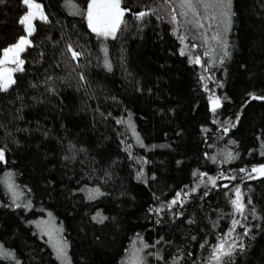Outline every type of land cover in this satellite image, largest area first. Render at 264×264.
Segmentation results:
<instances>
[{
	"label": "trees",
	"instance_id": "obj_1",
	"mask_svg": "<svg viewBox=\"0 0 264 264\" xmlns=\"http://www.w3.org/2000/svg\"><path fill=\"white\" fill-rule=\"evenodd\" d=\"M38 2L50 23L35 21L25 71L0 92V244L20 264H61L37 227L50 217L71 264H124L133 241L142 247L138 234L155 245L140 253L146 264H209L235 220L230 264H264V176L251 172L264 165V100L249 95H264V0H233L227 32L218 9H201L198 29L178 0H125L127 27L106 41L66 0ZM141 11L149 15L139 20ZM26 12L22 0L0 3V49L26 35ZM228 152L236 158L226 162ZM94 188L104 195L90 200Z\"/></svg>",
	"mask_w": 264,
	"mask_h": 264
},
{
	"label": "snow or ice",
	"instance_id": "obj_2",
	"mask_svg": "<svg viewBox=\"0 0 264 264\" xmlns=\"http://www.w3.org/2000/svg\"><path fill=\"white\" fill-rule=\"evenodd\" d=\"M168 3H176L177 0H166ZM0 3H4V0H0ZM22 3L27 7V12L19 19V23L24 26V31L26 35H21L17 41L3 49H0V92L7 93L10 89H12L16 84L17 80L15 78L16 73H22L25 71L23 67L26 63V60L22 58V54L27 51L29 47L33 46V42L30 39L31 36L36 32L35 21H40L43 23H50L48 15L45 13L43 4L39 3L38 0H22ZM232 3L233 0H178L177 7L182 9L179 13L180 16L187 17L189 13H191L192 19L186 21V23L193 25V27L198 29H203L205 27L204 23L201 22V9L204 10L205 13L208 12L209 9L219 10V15L221 17L220 23L224 25V30L227 32L230 30L232 24V17L234 15L232 11ZM66 4L71 6L75 11L72 13L74 15H83L87 21L88 28L91 32L95 33L96 36L102 40L116 39L117 34L121 31L122 26L124 28L127 27V22L125 20L126 13L130 12V9L126 6L125 0H87V6L84 9H80L78 5L74 3V0H66ZM176 9H173L175 13ZM149 15L148 12H138L135 13L137 19L142 20L145 16ZM205 20L216 21L217 17L215 14L205 15L203 17ZM172 21L178 23L177 16L175 14L172 15ZM209 28L212 27V24L209 23ZM183 42L184 37H180ZM213 40L219 39V34L211 37ZM195 47V45H193ZM227 48V44H225V49ZM69 51L72 54V58L78 59L81 56L80 52L72 49L71 45H69ZM105 53H107V48L104 49ZM183 49L181 50V55H184ZM229 52L225 50L224 56H228ZM194 63H201L200 57H195ZM223 62V61H221ZM9 65H14V67H9ZM105 66L111 71L112 65L110 62L105 60ZM84 77L81 76V79ZM250 98L252 100H264V95L257 96L254 93H250ZM227 99V97H224ZM220 105V98H216L213 100V112H215L216 107ZM239 117H237V120ZM122 121H117V123H121ZM232 127H235V124H232ZM227 128L225 132H227ZM134 131V129H133ZM137 141L141 143L139 135H137ZM131 147V146H129ZM264 154V153H262ZM236 157L228 152L225 155V161H230L235 159ZM67 159V157H66ZM214 159V158H213ZM0 163H7L5 149L0 148ZM241 171H245V169H241ZM251 172L258 173L260 176H264V165L260 167L252 168ZM12 173H7V180L5 183L10 191H13L15 194V184L12 182ZM144 175L143 171H140L137 174V179H140ZM204 174H201L203 176ZM255 178V177H253ZM209 180L215 183L214 178L209 177ZM84 190V189H82ZM196 189H192L195 191ZM88 199H96L99 196L104 195L103 192L99 190V188L87 189ZM237 199L232 200V204L234 205L237 212H244V205L240 202L239 199V189H236ZM187 195V193H185ZM181 198V193L176 194V199H173L168 205L171 208L173 205L177 204L178 200ZM20 205H17L19 207ZM159 211V210H157ZM51 215V214H49ZM97 216L100 217L99 222H103L106 217L100 216V213H97ZM97 217H93L96 219ZM246 218V217H245ZM238 221H233V227L229 230L228 233L225 234L221 241L217 243L211 252L209 257V264H230L231 258L233 257L234 252L237 249L236 239H233L231 243H228V238L232 236V232L235 231V225ZM62 229H56L53 227H48L46 234L49 236V239L52 241V247L56 254L58 260L61 261V264H71V259L68 256V242L62 236H54L55 232H60ZM247 230L243 233V235H247ZM138 240L141 241L142 247H136V241H133V247L130 252V256L124 264H146V257L142 256L140 253L149 247H155V245H149L147 243H143L142 237L137 236ZM195 239V237H193ZM237 239H242V237H237ZM156 243H160V241H156ZM205 243H207L205 241ZM201 247H204L202 244ZM243 244L239 245V248L243 249ZM0 258L10 259L15 261V264H20L18 258L15 256V253L11 250L5 249L3 244H0ZM160 259L161 257H157ZM173 264H179V258L173 261Z\"/></svg>",
	"mask_w": 264,
	"mask_h": 264
},
{
	"label": "rangeland",
	"instance_id": "obj_3",
	"mask_svg": "<svg viewBox=\"0 0 264 264\" xmlns=\"http://www.w3.org/2000/svg\"><path fill=\"white\" fill-rule=\"evenodd\" d=\"M9 67H14V65H9ZM37 227H38L40 233L42 232L43 236L47 238V240L49 241V243L52 246V241L49 239V236L46 234V231H47V228L48 227H53V228H56V229H60L57 226V224L55 223V221L52 218L50 219V217H48V218H42V219L39 220V223H38V226ZM54 236H62L63 237L62 231L55 232L54 233ZM60 263H61V261H60Z\"/></svg>",
	"mask_w": 264,
	"mask_h": 264
}]
</instances>
